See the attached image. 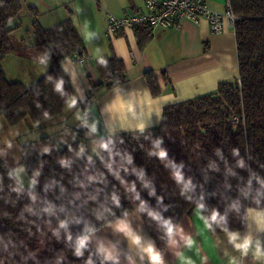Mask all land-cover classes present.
<instances>
[{"label": "trees", "instance_id": "trees-1", "mask_svg": "<svg viewBox=\"0 0 264 264\" xmlns=\"http://www.w3.org/2000/svg\"><path fill=\"white\" fill-rule=\"evenodd\" d=\"M227 1L236 16L238 80L164 107L155 129L98 138L97 158L82 153L78 141L57 150L42 137V154L23 144L19 165L31 187L20 186L0 160V264H114L79 241L130 212L162 252L180 218L195 208L212 235L241 231L249 209L264 210V0ZM20 11V0H0V117L10 127L29 117L37 128L60 115L74 95L62 63L85 49L70 10L44 28L30 9L35 48L50 68L28 86L8 80L1 61L17 51L8 24ZM95 69L100 82L76 100L79 109L126 82L114 54L97 59ZM144 77L157 96L153 73ZM73 131L83 136L89 129L81 123ZM166 222L174 226L171 234Z\"/></svg>", "mask_w": 264, "mask_h": 264}, {"label": "crops", "instance_id": "crops-1", "mask_svg": "<svg viewBox=\"0 0 264 264\" xmlns=\"http://www.w3.org/2000/svg\"><path fill=\"white\" fill-rule=\"evenodd\" d=\"M20 1L21 11L8 27L14 29L11 37L23 48L19 52L24 53V58L20 55L22 59L14 64L11 81L28 86L50 68L44 54L35 48L31 26L34 18L30 9L36 11L37 21L44 28L66 19L70 10L85 49L84 65L72 64L70 59L62 63L63 73L74 93L67 104L72 102L76 116L67 119L62 115L64 109L57 117L39 125L50 131L43 137H49L57 150L78 141L80 151L91 155L85 143L97 144V139L104 136L155 129L164 107L214 93L220 83L238 80L234 27L227 23L219 34L212 33L204 20L198 23L184 20L170 29L153 32L140 28L105 34L107 14L123 17L142 12L145 0ZM205 1L213 10H226L227 0ZM22 19L29 25L27 35L21 28ZM146 33L149 38L140 47L139 38H145ZM27 51L37 54L29 55ZM111 54L123 62L126 82L102 90L93 104L79 109L76 100H84L90 85L100 82L95 61ZM147 71L154 75L159 88L157 96L150 93L144 77ZM81 123L89 129L82 137L73 133L74 126ZM66 131L70 134L66 135ZM60 133L65 135L57 138ZM56 143H60L61 148H57ZM35 150L38 154L43 152L42 147ZM85 237L84 244L114 264H152L146 251L149 247L159 254L161 264H264V210L261 209L247 211L243 230L212 235L200 210L195 208L180 218L162 252L157 250L136 212Z\"/></svg>", "mask_w": 264, "mask_h": 264}, {"label": "built area", "instance_id": "built-area-1", "mask_svg": "<svg viewBox=\"0 0 264 264\" xmlns=\"http://www.w3.org/2000/svg\"><path fill=\"white\" fill-rule=\"evenodd\" d=\"M184 20L193 23L204 20L212 33L219 34L225 23L234 27L236 16L229 8L228 1L226 10L218 12L211 9L205 0H145L142 12L123 17L107 14L105 34L133 32L140 28H146L150 32L157 29H170ZM70 60L72 64L84 65L86 55L84 53ZM237 121L236 117L232 119L234 124Z\"/></svg>", "mask_w": 264, "mask_h": 264}, {"label": "rangeland", "instance_id": "rangeland-1", "mask_svg": "<svg viewBox=\"0 0 264 264\" xmlns=\"http://www.w3.org/2000/svg\"><path fill=\"white\" fill-rule=\"evenodd\" d=\"M25 18L28 19L27 17ZM21 24H22L21 28L24 30V34L27 35L26 31L29 29L28 23H26L25 19H22ZM19 39L20 38L18 37L17 38L18 42H19ZM11 40H12L13 46L15 47L17 51L15 54L7 55L1 61V67L6 77L8 78V80H12L10 78H12L13 67H15L14 64L19 63L17 59L18 60L22 59L20 55L24 58V53L19 52L20 50L18 48L17 42L14 40L13 37H11ZM36 51H27L25 53L29 55H33V54L35 55L37 54ZM72 107H73V104L72 102H70L64 108L65 109L64 114H62V115H65L67 119L69 120L73 118V115L76 116V114H73ZM45 129L46 128H44V126H41V127L38 126L36 128L32 124L29 117H26L24 120H22L18 125L14 127L8 126L5 120L2 117H0V160L3 161V163L6 165L7 168L12 170V174L14 175L15 179L20 184V186L24 188L31 187L33 183L30 177L28 176V174L26 173L25 169L21 165H19V162L21 160V155H22V145L27 144V143H33L34 148L39 149L41 145L39 144L38 140L40 139V137H43L48 132H50ZM73 133L77 136L75 132ZM65 134L68 135L70 134V132L66 131ZM65 134L60 133V134H57L56 136L58 138ZM56 146H58L57 148H59L62 145L60 143L59 144L56 143ZM84 146L86 147V150L91 152V155L93 157L97 158L101 156V150L97 144H93L91 142V143H85Z\"/></svg>", "mask_w": 264, "mask_h": 264}, {"label": "clouds", "instance_id": "clouds-1", "mask_svg": "<svg viewBox=\"0 0 264 264\" xmlns=\"http://www.w3.org/2000/svg\"><path fill=\"white\" fill-rule=\"evenodd\" d=\"M160 155H161V157L163 158L164 156H166V153L161 152ZM180 178H181V177H180L179 173H177V179L179 180ZM212 219H213V220L215 219V215L212 217ZM61 226H63V225H61ZM166 228H167L169 234H171V233L173 232L174 226H173L171 223L166 222ZM232 238H233V240L235 239L234 236H233ZM85 239H86V237L83 238V239H81V240L79 241L80 246H83V245H84V241H85ZM238 247H240V246L238 245ZM243 247L246 248V247H247V244L243 245ZM146 251H147L148 254H149V257H150V260L152 261V264H161L160 256H159L158 253H156V252H155L152 248H150V247H149L148 249H146Z\"/></svg>", "mask_w": 264, "mask_h": 264}]
</instances>
